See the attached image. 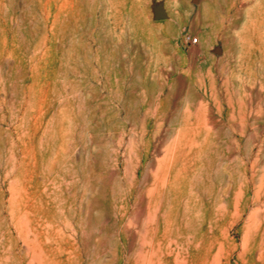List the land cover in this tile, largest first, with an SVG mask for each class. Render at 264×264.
Masks as SVG:
<instances>
[{
  "label": "rangeland",
  "instance_id": "1",
  "mask_svg": "<svg viewBox=\"0 0 264 264\" xmlns=\"http://www.w3.org/2000/svg\"><path fill=\"white\" fill-rule=\"evenodd\" d=\"M157 263L264 264V0H0V264Z\"/></svg>",
  "mask_w": 264,
  "mask_h": 264
},
{
  "label": "bare ground",
  "instance_id": "2",
  "mask_svg": "<svg viewBox=\"0 0 264 264\" xmlns=\"http://www.w3.org/2000/svg\"><path fill=\"white\" fill-rule=\"evenodd\" d=\"M198 125V124H197ZM201 127V126H200ZM191 131V130H190ZM192 135V134H191ZM191 139V138H190ZM177 141V140H176ZM190 141H192V140H190ZM207 145V144H206ZM173 150V149H172ZM171 157V156H170ZM162 158V157H161ZM157 161V160H156ZM160 161V160H159ZM163 162V161H162ZM152 173H154L155 174V172H152ZM177 173V172H176ZM175 173V174H176ZM178 174V173H177ZM145 175V174H144ZM197 178V177H196ZM161 185V184H160ZM162 185H163V182H162ZM152 187V186H151ZM188 188V187H187ZM188 190V189H187ZM188 191H190V190H188ZM199 191V190H198ZM144 192V191H143ZM149 192V191H148ZM227 192V191H226ZM189 193V192H188ZM203 193V192H202ZM210 193V192H209ZM239 194V197H240V193H238ZM238 194H236L237 195V197H235V198H238ZM235 195V196H236ZM142 196V195H141ZM141 196H140V198H141ZM222 200V199H221ZM139 201H140V199H139ZM234 202H237L236 201V199L234 200ZM154 204V203H153ZM224 204V203H223ZM220 205V204H219ZM218 205V206H219ZM141 206V205H140ZM143 206H144V204H143ZM234 206H235V203H234ZM118 207H119V205H118ZM220 207V206H219ZM236 207V206H235ZM221 208V207H220ZM222 209H225V208H222ZM152 210V209H151ZM155 212V211H154ZM153 212V213H154ZM148 215V213H146V216ZM154 215V214H153ZM147 217H149V215L147 216ZM151 217V216H150ZM216 218H218V217H216ZM146 220V219H145ZM150 221V220H149ZM148 221V222H149ZM151 222V221H150ZM209 230V229H208ZM187 237V236H186ZM174 242V241H173ZM197 245V244H196ZM157 248H158V245H157ZM157 250V249H156ZM158 251V250H157ZM160 253V252H159ZM152 254H153V252H152ZM156 254V253H155ZM145 255V254H144ZM150 255V254H149ZM150 257V256H149ZM156 261V260H155ZM149 262V261H148ZM149 263H152V261L151 262H149ZM157 264H159V263H157ZM211 264V263H210Z\"/></svg>",
  "mask_w": 264,
  "mask_h": 264
}]
</instances>
